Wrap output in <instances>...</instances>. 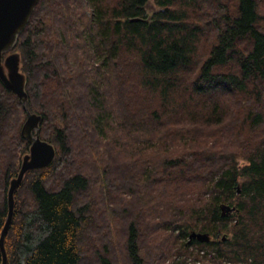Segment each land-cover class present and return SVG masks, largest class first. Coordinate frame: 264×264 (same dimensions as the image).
I'll use <instances>...</instances> for the list:
<instances>
[{
	"label": "trees",
	"instance_id": "obj_1",
	"mask_svg": "<svg viewBox=\"0 0 264 264\" xmlns=\"http://www.w3.org/2000/svg\"><path fill=\"white\" fill-rule=\"evenodd\" d=\"M153 2L34 7L12 51L55 157L15 190L7 264H264V0ZM25 117L0 81V231Z\"/></svg>",
	"mask_w": 264,
	"mask_h": 264
},
{
	"label": "water",
	"instance_id": "obj_2",
	"mask_svg": "<svg viewBox=\"0 0 264 264\" xmlns=\"http://www.w3.org/2000/svg\"><path fill=\"white\" fill-rule=\"evenodd\" d=\"M37 2L38 0H0V81L18 98L26 112L20 135L29 143L27 152L21 156L16 176L9 180L6 195L7 214L0 231V264H7L4 241L12 221L15 190L28 170L47 167L55 157L53 145L39 136L40 115L30 112L27 108L26 78L20 70V54L18 51H12ZM221 208L232 210L226 205ZM188 239L207 242L209 235L191 231Z\"/></svg>",
	"mask_w": 264,
	"mask_h": 264
},
{
	"label": "rangeland",
	"instance_id": "obj_3",
	"mask_svg": "<svg viewBox=\"0 0 264 264\" xmlns=\"http://www.w3.org/2000/svg\"><path fill=\"white\" fill-rule=\"evenodd\" d=\"M157 9H158V7L154 4L153 0H148L147 6H146L147 13L151 14L153 11H155ZM223 211L226 212L227 210L223 209ZM230 213H231V210H229L227 214H230ZM180 257L183 259V256L179 255V256H177L176 260H181ZM185 259L187 260L186 264L191 263V260L188 257H185ZM199 259H200V255H198L196 257V259H192V261H195L196 264H198L197 260H199ZM221 260H222L223 264H238V263H233L232 261H230L229 259H227L225 257H223V258L221 257Z\"/></svg>",
	"mask_w": 264,
	"mask_h": 264
},
{
	"label": "bare ground",
	"instance_id": "obj_4",
	"mask_svg": "<svg viewBox=\"0 0 264 264\" xmlns=\"http://www.w3.org/2000/svg\"><path fill=\"white\" fill-rule=\"evenodd\" d=\"M238 13V12H237ZM216 74H217V72H216ZM129 103V102H128ZM125 118V117H124ZM245 199V198H244ZM83 253V252H82Z\"/></svg>",
	"mask_w": 264,
	"mask_h": 264
}]
</instances>
